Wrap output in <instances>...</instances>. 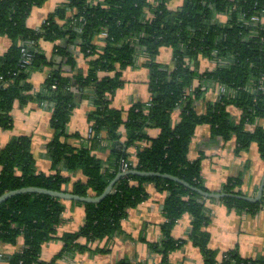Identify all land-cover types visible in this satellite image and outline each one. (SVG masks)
Masks as SVG:
<instances>
[{
    "label": "trees",
    "instance_id": "trees-1",
    "mask_svg": "<svg viewBox=\"0 0 264 264\" xmlns=\"http://www.w3.org/2000/svg\"><path fill=\"white\" fill-rule=\"evenodd\" d=\"M45 2L0 0V35L11 41L0 53V127H13L16 101L49 106L55 135L48 155L56 172H39L31 137H15L0 148V196L37 186L99 197L124 169V163L128 169L177 176L191 187L158 175L125 174L100 202L73 201L86 208L85 222L62 235L58 226L66 200L38 192L14 195L0 204V243L17 244L23 237L24 245L12 254L0 253V262L58 264L91 249L96 242L113 238L121 232L129 210L149 197V182H155L168 196L162 238L150 245L163 256L164 264L187 241L201 250L205 264H264V256L245 258L237 250L226 251L219 258L218 251L210 247L207 199L193 188L212 191L202 178L201 158L191 161L188 155L197 126L209 123L214 136L236 137L237 152L256 142L264 159V126L253 130L246 126L264 118V0H62L38 28L30 27L33 9ZM256 15L262 21L255 22ZM44 41L55 43L51 55L43 49ZM165 49L172 50L170 62L160 60ZM201 56L211 60L210 69H199ZM79 58L88 62L86 70L79 66ZM143 58L151 98L129 109L113 107L112 98L126 83L124 71L138 66ZM43 68H48V74L38 89L30 79ZM221 85L229 91L208 101L207 111L200 113V98ZM85 98L93 102L88 115L91 134L80 145H73L69 138H81V134L68 133V124ZM230 106L241 110L239 122ZM177 109L180 120L174 122ZM149 127L158 128L160 134L150 136ZM140 143L146 145L139 149L135 163L127 150ZM99 147L110 149L106 159L94 154ZM79 172L86 179L71 184L72 176ZM243 183L240 177H232L220 192L244 195ZM211 200L250 214L264 209V193L259 201L232 195ZM185 213L192 216V230L186 239L174 238L172 229ZM52 239H61L63 247L50 262L41 261L42 247ZM108 251V243L95 250ZM117 264L143 263L126 259Z\"/></svg>",
    "mask_w": 264,
    "mask_h": 264
},
{
    "label": "crops",
    "instance_id": "crops-1",
    "mask_svg": "<svg viewBox=\"0 0 264 264\" xmlns=\"http://www.w3.org/2000/svg\"><path fill=\"white\" fill-rule=\"evenodd\" d=\"M62 0H46L42 7L34 8L28 19L30 27L38 28L46 19L48 13L54 11ZM45 6V7H44ZM11 41L6 36L0 35V53L7 50ZM46 54L51 55L55 43L51 41L42 42ZM172 50L165 49L160 55L163 62L172 61ZM131 66L124 71L125 85L119 89L112 98V106L116 108L129 109L134 103L147 102L151 97L149 90V70L142 64ZM199 69H210L213 64L209 58L201 56ZM79 66L85 70L88 62L79 58ZM48 74V68L35 71L31 75V82L40 89ZM217 87L208 89L198 101L200 113L207 111V102L217 99ZM14 124L11 129L0 127V148L18 136L29 135L32 140V151L36 159L37 170L47 175L56 172L52 158L48 155V145L55 133L51 125L52 109L40 105L36 101L28 104H21L16 101L12 108ZM93 110V102L85 98L75 107L73 116L68 124V133H80L81 138L70 137L71 144L80 145L82 138L90 137L91 123L88 115ZM229 110L239 122L241 110L238 107L230 106ZM174 122L180 120V110L173 114ZM257 125L264 126V118L257 119L255 123L247 124L248 129H254ZM197 132L193 137L189 149V158L195 161L202 160V178L205 185L212 192L222 191L224 185L232 177H240L243 180L241 187L245 195H256L264 174V159L258 152V145L253 142L247 150L237 152L236 137L229 140L221 139L213 134L212 126L209 123H202L197 126ZM150 136L156 137L160 134L158 128L149 127ZM124 140L126 133L124 128ZM146 143H140L129 147L128 155L136 163L137 153ZM110 149H99L94 151L97 157L107 158ZM1 168V165H0ZM66 175H70L64 171ZM72 175V174H71ZM86 179L82 173H75L72 176L71 184L75 180ZM71 186V185H70ZM149 197L137 207L131 208L127 217L122 222L121 232L111 239H104L96 242L91 249L77 252L73 257H67L58 261V264H117L121 260L142 262L143 264H164L163 256L152 250L150 243L157 242L162 238L161 225L166 221L164 202L168 196L167 191L160 190L155 182L147 185ZM208 213L211 221L207 227L210 232L209 245L218 251L219 258L229 250H237L243 257L258 258L264 256V209L256 214L231 210L220 200L207 199ZM66 210L63 214V221L58 226L59 235L65 232H74L86 218V208L77 202L64 201ZM192 227V216L185 213L174 225L172 235L174 238H187ZM85 243L86 240L82 239ZM110 244V251L95 252L96 249ZM61 239H52L43 245L41 261L50 262L63 247ZM24 245V238L21 237L17 244L0 243V253L12 254ZM0 264H10L9 260L3 259ZM166 264H205V258L201 250L191 241H187L170 255Z\"/></svg>",
    "mask_w": 264,
    "mask_h": 264
},
{
    "label": "water",
    "instance_id": "water-1",
    "mask_svg": "<svg viewBox=\"0 0 264 264\" xmlns=\"http://www.w3.org/2000/svg\"><path fill=\"white\" fill-rule=\"evenodd\" d=\"M125 174H139V175H143V176H148V175H158L164 178H169L171 180H176L180 183H183L184 185L191 187L190 184L182 179H180L177 176H171L169 174H163L160 172H154V171H140V170H136V169H128V170H121L116 177L111 181V183L107 186V188L105 189V191L99 195V197H90V196H81L77 193H72L69 191H58V190H53V189H46L43 187H37V186H25V188H21V189H16V190H11L8 191L4 194H2L0 196V204L1 202L7 200L8 198L17 195V194H21V193H25V192H38V193H42V194H47V195H54L57 197H60L64 200H68V201H75V200H80V201H85V202H100V200H102L103 198H105L114 188V185L118 182L117 180L124 176ZM193 188V187H192ZM196 191L201 192L206 199H211V198H222L224 195H232V196H237L239 198L245 199V200H252V201H259L261 200V198L263 197V193H264V174L262 176V181L259 185L258 191L256 193V195L251 196V195H236V194H232V193H226V192H208V191H204L200 188H193Z\"/></svg>",
    "mask_w": 264,
    "mask_h": 264
},
{
    "label": "built area",
    "instance_id": "built-area-1",
    "mask_svg": "<svg viewBox=\"0 0 264 264\" xmlns=\"http://www.w3.org/2000/svg\"><path fill=\"white\" fill-rule=\"evenodd\" d=\"M262 16L264 17V14ZM262 16L256 15V16L253 17V19H254L255 22L256 21H262V18H261ZM25 61L29 62V57L28 56L25 59ZM217 88H218L217 95H219V96L221 94H225V93H227L229 91L228 87L225 86V85L218 86ZM123 168H124L123 171L128 169L127 163H124Z\"/></svg>",
    "mask_w": 264,
    "mask_h": 264
},
{
    "label": "rangeland",
    "instance_id": "rangeland-1",
    "mask_svg": "<svg viewBox=\"0 0 264 264\" xmlns=\"http://www.w3.org/2000/svg\"><path fill=\"white\" fill-rule=\"evenodd\" d=\"M46 4H47V3H46ZM46 4H45V5H46ZM44 7H45V6H44Z\"/></svg>",
    "mask_w": 264,
    "mask_h": 264
}]
</instances>
